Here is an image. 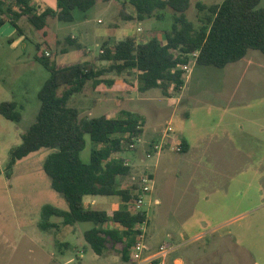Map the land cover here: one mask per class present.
I'll return each instance as SVG.
<instances>
[{
    "label": "rangeland",
    "instance_id": "374dc122",
    "mask_svg": "<svg viewBox=\"0 0 264 264\" xmlns=\"http://www.w3.org/2000/svg\"><path fill=\"white\" fill-rule=\"evenodd\" d=\"M222 1L190 0L187 18L202 27L208 12L199 4L209 7ZM33 4L41 13L54 0ZM260 5L264 7V0ZM76 15L72 23L49 15L41 29L23 17L27 40L18 47L0 34V104L14 97L21 114L16 122L0 113V264H164L172 256L198 264H264V53L255 49L224 67L197 64L193 52L182 89H170L176 102L161 88H153L150 100L135 97L119 104L143 117L137 146H126L117 154L132 168L130 175L119 177L122 188L135 186L141 191L146 181L151 187L142 205H136L150 216L140 226L137 240L146 245L142 260H124L115 251L94 256L82 242L90 222L77 223L74 233L69 228L66 234L60 217L51 218L56 227L39 226L43 205L69 206L44 170L51 149L42 148L8 166L12 151L37 118L38 93L50 76L36 59L37 47L49 52L58 65L84 62L99 68L109 64L102 58L107 47L130 35L138 42L153 36L165 42L175 20L170 7L140 20L129 0H100L87 16L81 11ZM118 77L125 89L138 87L136 70L108 72L98 84L89 81L84 94L74 93L68 105L85 117L115 110L119 90L112 84ZM170 125L173 131L168 133ZM181 135L190 144L186 152L172 149L182 141ZM163 139L169 142L162 151L148 157ZM86 141L81 158L89 161L88 135ZM165 243H170L171 251L165 258L155 257Z\"/></svg>",
    "mask_w": 264,
    "mask_h": 264
},
{
    "label": "trees",
    "instance_id": "16d2710c",
    "mask_svg": "<svg viewBox=\"0 0 264 264\" xmlns=\"http://www.w3.org/2000/svg\"><path fill=\"white\" fill-rule=\"evenodd\" d=\"M98 0H56L55 7L41 13L33 0H0V28L7 22L18 30L20 19L37 29L47 25V16H56L59 21L72 23L76 11L87 16ZM135 7L137 17L144 20L156 12L170 7L174 10V23L163 42L153 36L138 42L135 36H127L102 55L108 66L96 67L84 62L58 65L53 56L37 47L36 59L50 72L38 97L41 101L37 118L22 135V142L12 151L8 164H14L32 152L42 148L51 149L44 161V170L51 179L52 187L68 201V208L45 204L41 209L39 226L47 230L57 225L52 217L62 218L63 225L90 222L84 230L91 248L99 255L115 251L124 260L134 258L131 247L142 234L140 226L147 222L146 211L127 203H133L142 192L138 187L122 188L118 179L131 173V166L118 153L124 151L131 138L142 132L143 117L129 110H121L115 118L106 115L85 117L68 101L74 93L82 92L89 81L95 84L102 77L115 71L138 72V88L146 91L161 88L170 96L173 89H182L184 65L198 51L197 64L224 67L241 60L249 49L264 53V7L261 0H223L207 8L204 26L196 27L187 18L190 0H129ZM64 87L59 94L60 88ZM0 113L7 119L20 121L21 114L15 101L0 104ZM91 140V155L88 162L81 158L86 147V136ZM183 152L188 142L182 138ZM137 191V192H136ZM86 195L119 196L123 205L112 214L94 208L84 201ZM108 224V225H106ZM132 254V255H131Z\"/></svg>",
    "mask_w": 264,
    "mask_h": 264
},
{
    "label": "crops",
    "instance_id": "0c3cea01",
    "mask_svg": "<svg viewBox=\"0 0 264 264\" xmlns=\"http://www.w3.org/2000/svg\"><path fill=\"white\" fill-rule=\"evenodd\" d=\"M98 1H100V0H98ZM98 1H97V3L95 5L98 4ZM108 2H110V1H108ZM55 6H56V0H54V4L51 7H55ZM23 17H25V16H23ZM23 17L21 18L22 20H23ZM18 23H19V27H20L19 30L15 26H13L11 23H9V22L5 23L0 28V34L3 37H5L6 39H9L12 47H18L22 43H25V41L27 40L26 32L21 27L22 21L20 20ZM91 65H93V64H91ZM124 84H125V82L120 77H118L117 80H115L113 82V84H112V87H114L117 90H119V92L117 94L118 96H117V99H116L117 105H119L122 102L125 103L126 101H128L130 103V101L135 100L136 98H142V97H145V99H140L141 101H143V100L144 101L145 100H150L149 96L151 94H149V92L152 89L146 90V91H140L137 86H133V87H131L130 90H127V89H125V87H124L125 85ZM87 86H88V83L86 84L85 88ZM82 92L84 94V90ZM109 94H112V93H109ZM85 96L88 97V94L85 93ZM111 96L114 97L115 95L112 94ZM167 97H168V95H167ZM169 97H170L169 99L171 100V102H176V98L177 97L176 98L175 97H172V95H170ZM92 100L93 101H96L97 100V96H93ZM7 101H15L16 102V100L14 99V97H12L10 100H7ZM93 101H92V103H95ZM100 101L101 102H104V99L101 98ZM167 102L168 103H171L170 101H167ZM188 109H187V113H186L187 114V117L190 115L189 114L190 111ZM121 110H129V111H132V112H136L137 113V111L134 110V109H132L131 107H129V108L124 107L123 108V106H120L119 105L118 108H116L115 110L108 109V110H106V112H102L101 114H98L96 116L106 115L109 118H115V117H117L119 115V113H120ZM113 115H117V116L112 117ZM92 117H94V116H92ZM181 136H182V138H185L187 140V142H188V149H189L190 144H189L188 139L184 135H181ZM86 162H88V161H86ZM84 201L87 204H91L94 208L100 209V210H104V211L108 212L109 214H112L115 210H118L121 207V205L123 204L122 200L119 199V196H99L98 197V196L86 195L84 197ZM111 203H112V205H111ZM96 205H97V207H96ZM99 206H102V207H99ZM141 210L145 211L146 209L145 210L144 209H141ZM146 214L149 216L148 211H146ZM149 218H150V216H149ZM150 223H151V219H150V222L148 224L150 225ZM75 225H64L63 228H62L63 230L62 229L61 230L63 232H65V234H66L67 232L65 230H69V228H71V230H69V231L72 232V233H74L73 230L75 229ZM82 240H83L82 242H85V244H87V246L89 247V249H91L90 245L88 244V242H87V240H86V238L84 236H83ZM91 251L95 252L93 249ZM93 254H94V256H100L96 252L93 253ZM166 261H167V264H180V262H181V264H198V263H196V261L194 259L185 260V259H183V258H181L179 256H172L171 258H167L164 261V264H165Z\"/></svg>",
    "mask_w": 264,
    "mask_h": 264
},
{
    "label": "built area",
    "instance_id": "2783aa9c",
    "mask_svg": "<svg viewBox=\"0 0 264 264\" xmlns=\"http://www.w3.org/2000/svg\"><path fill=\"white\" fill-rule=\"evenodd\" d=\"M47 55H49V52H46ZM194 55H198V51H195L194 52ZM183 69L185 70H189V67L188 65H184L183 66ZM173 131V127L170 125L168 126V133L172 132ZM166 134L169 138H172L174 139L173 137L170 136V134ZM140 139L139 135H136V136H133L130 140V142L128 143V146L130 148H135L137 146V141ZM169 142V140H166V139H163L162 140V143L160 144H155L154 147H153V150L151 152H149L147 154L148 157H151L152 156V153L155 152V153H159L162 151L163 147L165 144H167ZM172 149L174 151H177V152H182L183 151V143L181 140H177L175 142V144L172 146ZM126 164H128L126 162ZM146 185L143 186L141 192H142V195L139 196V198H137L133 203H130L131 205H134L136 206L137 204L138 205H142V203L144 202L145 200V196L146 194L151 191V187L149 185V183L146 181ZM137 205V206H138ZM137 209H139V207H137ZM131 207V206H130ZM141 210V209H140ZM145 244L142 243L141 241H137L135 243V247H134V253H133V256L134 258L138 259V260H142L143 258V253H144V250H145ZM171 246H170V243H165L163 244L160 249L158 250V252L155 254V257H162V258H165L167 256V254L171 251Z\"/></svg>",
    "mask_w": 264,
    "mask_h": 264
}]
</instances>
